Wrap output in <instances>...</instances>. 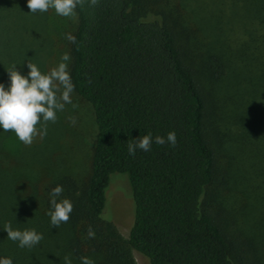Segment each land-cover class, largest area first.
Listing matches in <instances>:
<instances>
[{
  "label": "trees",
  "instance_id": "trees-1",
  "mask_svg": "<svg viewBox=\"0 0 264 264\" xmlns=\"http://www.w3.org/2000/svg\"><path fill=\"white\" fill-rule=\"evenodd\" d=\"M17 2L0 0L1 12L15 10ZM191 3L190 9L184 3L188 19L197 25L185 34L171 27L167 0H97L94 6L81 0L76 6L68 72L74 94L92 113L88 172L50 177L42 213L10 201L15 180L0 165V256L12 264H64L65 255L71 264H81V256L94 264H135L134 250L149 264H264V0ZM4 33L0 28V82L8 83L12 64L16 70L26 60L43 66L16 40L4 41ZM197 49L196 63L189 55ZM204 74L217 82L209 99ZM170 130L174 146L153 143L148 152L128 154L132 138ZM114 173L127 176L133 201L126 238L104 212ZM56 184L63 189L57 199H69L72 211L54 227L46 212ZM211 194L228 209L210 205ZM229 195L242 202L238 211L225 202ZM228 213L242 220L238 234L225 224ZM5 223L35 228L42 239L17 247L2 230Z\"/></svg>",
  "mask_w": 264,
  "mask_h": 264
},
{
  "label": "rangeland",
  "instance_id": "rangeland-1",
  "mask_svg": "<svg viewBox=\"0 0 264 264\" xmlns=\"http://www.w3.org/2000/svg\"><path fill=\"white\" fill-rule=\"evenodd\" d=\"M17 1V5H14L15 10L9 7L4 12L0 10V26H2L0 28L2 32L7 33V35L4 33L5 36L3 34L4 41L8 37L16 40L20 49L25 48L28 50L27 56H30L28 58L40 56L44 64L37 67L42 72L54 67L63 52H67L71 59V39L67 37L71 36L74 30L75 15L61 17L56 15L51 8L43 13L28 12L25 0ZM191 1L167 0L168 5L164 8L170 14L168 17L171 19V27L179 34H185L187 27L191 32L196 30L197 24L189 22L188 18L190 16L184 4L189 3L187 9L188 7L190 9ZM221 1L218 0V2ZM204 21L203 19L200 22L201 25L204 24ZM40 43H42V46H39ZM200 54L197 49L193 53L191 52L189 57H192V60L197 63ZM70 59L67 62L68 66ZM25 65L26 63L17 71L21 74L27 72ZM6 81H8V78ZM200 82L203 84L205 95L209 99L215 94L213 89L217 82L206 74L201 75ZM2 83L7 85L5 82ZM45 123L47 130L43 139L37 133L29 145L20 142L11 130H8L5 135L3 131H0V134L3 133L0 143H6L0 151V165L11 171L13 174V176H10L11 180H15L10 183L12 193L9 198L10 201L12 199L16 200L19 207L22 203L25 207L28 204L30 207L32 205L33 209L35 208L36 211L42 213H45V208L41 198L44 197V186L48 183L50 177L68 173L80 175L81 178L86 176L95 132L89 105L78 98L73 91L71 93V103L65 104L64 109L56 113L55 122ZM36 127L39 129V122ZM204 127L207 134H209L212 124L208 117ZM222 172L223 170L220 167L218 170L220 176H217L219 180L216 184H220ZM111 178L112 180L106 189V208L104 212L113 221L118 233L126 238L133 219V201L127 176L124 173H114ZM211 196L212 199L208 198L210 205L215 204L218 207L222 205L227 208L218 194H211ZM229 197L230 195L225 199V202L238 211L242 202L239 199L235 202L236 199ZM25 199H28L29 203ZM29 212V209H25V216L30 217ZM228 215L230 217H228L225 224L229 226V231H232L230 228H233L234 231L232 232L238 234L242 231L239 226L242 220L239 217L234 218L230 213ZM131 255L135 264H149L142 254L132 250Z\"/></svg>",
  "mask_w": 264,
  "mask_h": 264
},
{
  "label": "clouds",
  "instance_id": "clouds-1",
  "mask_svg": "<svg viewBox=\"0 0 264 264\" xmlns=\"http://www.w3.org/2000/svg\"><path fill=\"white\" fill-rule=\"evenodd\" d=\"M81 0H25L28 12H46L49 8L61 17H72L76 6ZM97 0H88L89 6L96 5ZM72 39L71 36L67 37ZM69 55L67 52L60 54L54 67L42 72L35 63L26 61L27 72L21 74L16 70L17 64H12L6 70L8 83L0 82V131L11 130L16 138L25 145L32 143L33 137L39 134L40 138L46 134L45 122H55L56 113L62 111L65 104L71 103L73 84L68 72ZM40 123L39 129L36 125ZM176 144V133L170 130L164 136H153L151 131L144 135L132 138L126 145L129 155H134L136 150L148 152L153 143L157 145ZM62 187L59 184L53 186L48 192L49 217L51 226H58L69 219L72 211L71 201L60 197ZM3 231L9 240L16 241L17 247L31 248L39 243L42 234L35 228L16 229L5 223ZM88 237L94 232L91 227L86 231ZM64 264H71L69 255L63 257ZM81 264H94L93 260L86 256L80 257ZM0 264H12L7 256H0Z\"/></svg>",
  "mask_w": 264,
  "mask_h": 264
}]
</instances>
